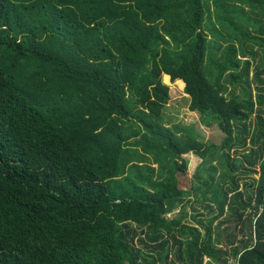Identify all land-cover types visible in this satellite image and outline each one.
Listing matches in <instances>:
<instances>
[{
  "label": "trees",
  "instance_id": "obj_1",
  "mask_svg": "<svg viewBox=\"0 0 264 264\" xmlns=\"http://www.w3.org/2000/svg\"><path fill=\"white\" fill-rule=\"evenodd\" d=\"M257 1L263 15L264 0H0V264H264V62L243 48L248 23L264 44ZM171 83L218 145L164 124ZM188 153L210 167L203 235L167 216ZM225 211L231 250L210 227Z\"/></svg>",
  "mask_w": 264,
  "mask_h": 264
},
{
  "label": "rangeland",
  "instance_id": "obj_2",
  "mask_svg": "<svg viewBox=\"0 0 264 264\" xmlns=\"http://www.w3.org/2000/svg\"><path fill=\"white\" fill-rule=\"evenodd\" d=\"M226 1V0H222ZM239 0H232V2H237ZM257 5L254 6L253 10H249V6L247 4H244V9L248 11V15H251V18H261V22L263 24V32H264V13L263 15L260 14L259 9V1H257ZM219 3V4H218ZM213 2H210V13H211V21L215 20V15L217 14L215 11ZM228 4V3H225ZM217 8L220 6V2L217 1V5L215 4ZM222 15V14H221ZM237 21L241 24H244L242 20L237 18ZM216 28H218L219 32L222 33V35H228V31L230 29L227 28H220L218 24L215 22ZM247 29L249 30V37L254 35V29L251 24L246 25ZM247 36L246 41H244V47H247V51H255V59L251 63V68L253 69L255 66L263 65L264 62V44L261 46L257 44V42H253V40H249ZM218 40H221L223 45H225V40L218 38ZM252 41V42H251ZM232 42L237 44V40L234 38L232 39ZM239 44V43H238ZM251 69V71H252ZM251 74V73H250ZM165 74H162V76ZM170 78V77H169ZM173 81V80H172ZM169 87V97L167 100V103L165 104L163 110H162V117L163 122L167 126H172L174 124H177L179 126H186L191 128L197 135L198 139L201 141H204L205 143H211L213 145H218L221 141L222 134L221 132L216 128L215 125L207 126L201 121L199 114L196 111H190L188 109L189 104V96L184 92V86L183 88H180L177 85H174V83H171L168 85ZM252 97L254 98L255 89L253 88V85L250 87ZM226 94L228 96L231 95H242L243 91L241 88V84L237 83L233 86L227 85L226 86ZM261 115L264 117V113L261 111ZM256 118L255 115H251V126L255 122ZM229 153H233V149L229 150ZM183 166L184 172L187 175L188 180V193L185 196L184 203L182 204V213L179 212V208H175L173 211L169 212L167 214L168 217H178L180 214H182L181 221L185 223L186 225L190 227H198L197 222L195 221L196 218L202 219L203 223L208 224L207 217L209 216V210L205 207L204 201H208L211 197V190L204 191V179L208 176L210 167H208L209 164H202L201 158L195 154V153H188L183 156ZM156 164H154L155 166ZM211 165H214L216 167V174L214 177V181H217V176L220 172V167L217 165L216 161L213 160L211 162ZM251 176L257 177L258 174L254 173L252 171H248L247 177L240 180V184L243 182H250ZM206 199V200H205ZM220 221V222H219ZM211 231L213 236V244L217 247H228L226 239L228 237V234L233 232L236 236V240L240 239L242 237V232L239 228V226H235L234 220L228 216V212L225 211V214L214 220L211 224ZM200 234L203 235V229L198 227ZM188 237V236H186ZM183 237V238H186ZM229 250H231V246L228 247ZM165 250V249H164ZM163 250V251H164ZM231 251H229L230 253ZM229 258L227 264H234L232 260ZM209 261L207 257H203L202 264H208Z\"/></svg>",
  "mask_w": 264,
  "mask_h": 264
}]
</instances>
